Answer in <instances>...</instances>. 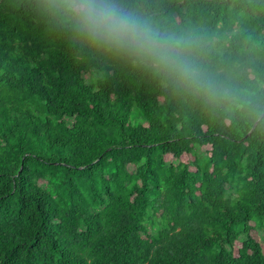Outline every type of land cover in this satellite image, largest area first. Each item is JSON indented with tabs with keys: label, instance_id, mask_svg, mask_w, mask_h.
<instances>
[{
	"label": "trees",
	"instance_id": "16d2710c",
	"mask_svg": "<svg viewBox=\"0 0 264 264\" xmlns=\"http://www.w3.org/2000/svg\"><path fill=\"white\" fill-rule=\"evenodd\" d=\"M147 2L251 104L0 0V264H264V0Z\"/></svg>",
	"mask_w": 264,
	"mask_h": 264
},
{
	"label": "clouds",
	"instance_id": "9594fccd",
	"mask_svg": "<svg viewBox=\"0 0 264 264\" xmlns=\"http://www.w3.org/2000/svg\"><path fill=\"white\" fill-rule=\"evenodd\" d=\"M37 7L88 47L150 66L209 103L251 104L238 102V92L200 62L202 37L163 26L147 0H38ZM255 116H264V109Z\"/></svg>",
	"mask_w": 264,
	"mask_h": 264
},
{
	"label": "rangeland",
	"instance_id": "374dc122",
	"mask_svg": "<svg viewBox=\"0 0 264 264\" xmlns=\"http://www.w3.org/2000/svg\"><path fill=\"white\" fill-rule=\"evenodd\" d=\"M85 77H86L87 79H89L90 74H89V73H86V74H85ZM130 169H131V170H135V166L132 165V166L130 167ZM252 233H253V235H254L257 239H260V236H259V234H258V231L253 230Z\"/></svg>",
	"mask_w": 264,
	"mask_h": 264
}]
</instances>
